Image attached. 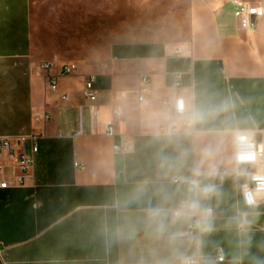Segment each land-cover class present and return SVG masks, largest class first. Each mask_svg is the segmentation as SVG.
<instances>
[{"label": "crops", "instance_id": "0c3cea01", "mask_svg": "<svg viewBox=\"0 0 264 264\" xmlns=\"http://www.w3.org/2000/svg\"><path fill=\"white\" fill-rule=\"evenodd\" d=\"M248 1L264 11V0ZM142 76L151 79L143 104ZM90 78L95 120L83 94ZM178 97L194 109V129L161 134L179 126ZM237 131H254L264 149V14L240 33L231 0H188L186 30L173 42L39 57L31 0H0V138L34 161L23 186L0 189V264H174L177 254L203 256L201 264H264V195L253 207L241 197L246 175L264 173V163L236 165ZM122 144L128 151L115 153ZM0 166L8 178L21 175L5 152ZM197 168L201 184L215 187L199 198L213 213L188 233L191 218L174 221L172 212L198 197L173 181ZM224 169L230 175L221 181ZM157 208L162 215L151 217Z\"/></svg>", "mask_w": 264, "mask_h": 264}, {"label": "rangeland", "instance_id": "374dc122", "mask_svg": "<svg viewBox=\"0 0 264 264\" xmlns=\"http://www.w3.org/2000/svg\"><path fill=\"white\" fill-rule=\"evenodd\" d=\"M49 1L31 0L39 57L59 53L71 58L114 43L173 42L187 27L188 0Z\"/></svg>", "mask_w": 264, "mask_h": 264}, {"label": "built area", "instance_id": "2783aa9c", "mask_svg": "<svg viewBox=\"0 0 264 264\" xmlns=\"http://www.w3.org/2000/svg\"><path fill=\"white\" fill-rule=\"evenodd\" d=\"M232 5L234 6V13L236 18V27L237 31L240 33L247 32L251 27L252 18H260L263 16L264 11L262 7L258 4L255 5L248 0H231ZM73 66H66L64 69V73L70 74L73 70ZM45 71L50 69L49 64H45L43 66ZM182 73L174 74V87L181 86ZM47 87L50 90H56L57 88V79L56 77L50 76L47 74L45 76ZM94 78H90L85 82L83 94L89 101V110L91 119L95 120L97 116V91L94 89ZM151 83V79L148 76H142L140 78L141 84V92L139 96V103H145L146 99L143 93L147 91L149 85ZM63 100H66L67 97H62ZM165 105H168L169 102L167 100L164 101ZM173 112L176 120L179 122V126L173 125L169 131L165 128L160 129L161 134H170V135H178L182 132L192 131L194 129V121H195V113L194 109H188L183 97H178L173 105ZM114 118L118 119L120 117L118 111H113ZM48 119V116L45 117V120ZM105 133L108 136L114 135L113 125L107 124L105 126ZM80 133H76V136H79ZM254 131H237L235 134V163L238 166L242 165H263L264 163V149L263 147L255 141ZM21 141H24L22 139ZM12 139L11 138H0V153L5 152L9 159L16 161L21 175L17 178L7 177L6 171L3 166H0V189H9L13 187L23 186L26 175L29 170L33 167L34 161L32 158L27 156L25 153L16 154L11 146ZM243 148L245 151L243 153L239 152V149ZM113 151L115 153H126L128 149L122 144L120 146H113ZM33 152H38L37 144L33 146ZM244 158L241 159L240 156ZM76 167L83 170V167H80L76 164ZM230 172L228 170H222L219 174V178L222 181L225 177L229 176ZM247 182L241 186V197L247 207H253L256 205V199L259 195H264V173L254 172L248 173ZM180 179L176 178L173 182L177 183ZM252 196L254 198V203L249 205L247 202V197ZM211 210V209H210ZM213 211L211 210L210 215H212ZM208 215V216H210ZM201 216H193L188 224L187 232L193 233L195 228H199ZM200 260L203 259V256L196 257ZM216 259L218 261H223L224 256L221 252L217 254Z\"/></svg>", "mask_w": 264, "mask_h": 264}, {"label": "clouds", "instance_id": "9594fccd", "mask_svg": "<svg viewBox=\"0 0 264 264\" xmlns=\"http://www.w3.org/2000/svg\"><path fill=\"white\" fill-rule=\"evenodd\" d=\"M245 150L243 148L239 149L240 153H243ZM241 159L244 157L241 155ZM201 176V172L199 168L193 171L191 178H179L181 182L186 183L188 185V191L193 193L195 197L198 198H190L180 205L178 209L172 212L173 220H178L181 218H191L193 216H201L206 217L210 215L211 210L202 208L199 198H207L211 196L214 191V185L207 184L202 185L199 177ZM247 202L249 205L254 203V198L252 196L247 197ZM149 215L153 218L159 217L162 215V210L151 209L149 211ZM174 264H201V260L196 257H188L183 254H177Z\"/></svg>", "mask_w": 264, "mask_h": 264}]
</instances>
